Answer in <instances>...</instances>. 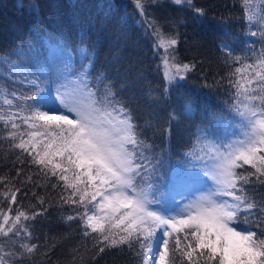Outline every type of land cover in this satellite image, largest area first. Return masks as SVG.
<instances>
[{
	"label": "trees",
	"instance_id": "obj_1",
	"mask_svg": "<svg viewBox=\"0 0 264 264\" xmlns=\"http://www.w3.org/2000/svg\"><path fill=\"white\" fill-rule=\"evenodd\" d=\"M238 1L193 0L190 7L187 0L181 5L173 0H140L145 7L142 15L136 0H0V114L36 103L17 98L29 95L32 85L20 69L29 67V52L41 51L46 58L49 41L57 42L74 50L66 52L70 63L85 69L86 84L93 91L100 94L99 86L106 83L105 89L115 93L114 101L126 105L149 149L182 151L198 127L218 115L222 106H230L227 92L234 88L235 68L243 61L257 62L264 53V34L258 36L256 27H246L245 34L237 37L241 27L235 19ZM157 30L167 39H177L176 47L169 49L171 58L193 66L184 73V80L169 83L163 78V55L152 50ZM234 46L244 51L245 47H258L260 51L251 57ZM19 51L24 54L17 59ZM5 58L10 63H4ZM48 68L49 79L59 77L50 61ZM51 90L53 94L50 90L36 94L37 99L55 95L56 89ZM5 95L13 101L12 107L3 104ZM16 122L22 131H29L20 120ZM10 130V125L6 128L0 121V212H8L10 217L16 215V209L29 216L37 214L35 219H21L30 233L25 242L37 248L16 264H142L141 257L127 246L100 253L96 234L84 237L80 220H67L82 209L61 200L71 189L66 190L57 177L46 176L27 153L12 147L13 141L7 138ZM245 166L240 173L253 171ZM153 185L161 186V182ZM246 187L257 201L264 200V184L254 182ZM17 188L16 202L9 203L10 190ZM166 191L158 200L160 207L176 211L193 196L195 183L173 184ZM239 223L264 232V223L254 219L245 221L243 216ZM12 248L9 238L0 235V255ZM177 264L188 262L178 256Z\"/></svg>",
	"mask_w": 264,
	"mask_h": 264
},
{
	"label": "snow or ice",
	"instance_id": "obj_2",
	"mask_svg": "<svg viewBox=\"0 0 264 264\" xmlns=\"http://www.w3.org/2000/svg\"><path fill=\"white\" fill-rule=\"evenodd\" d=\"M173 2L181 5L183 0ZM187 4L193 6V0ZM136 7L145 14L140 0ZM195 11L203 15L201 9ZM158 43L174 49L178 41L172 37ZM23 54L19 51L17 59ZM4 63H10L9 59ZM171 67L175 72L165 73L169 83L184 80V73L193 66L174 62ZM235 72L244 73L243 80L233 84L240 135L226 145V151L217 150L212 167L204 173L206 183L210 182L207 192L175 215L150 208L155 201L141 184L142 170L146 173L149 168L139 162L147 159L142 151L146 145L131 112L114 101L110 89L100 98L90 85L77 79L57 87L54 98L49 93L38 100L36 93L43 90L32 81V94L17 98L36 103L18 105L19 111L0 114V121L6 128L10 125L7 138L13 141L12 147L27 153L46 176L57 177L66 190L71 189L61 200L84 211L67 220L79 219L84 237L95 233L100 253L127 246L141 257L142 264H177L178 256L188 264H264V232L238 230L242 214L245 221L251 218L264 223V200L257 201L246 187L254 182L264 184V53L256 63L237 67ZM254 83L259 86L252 87ZM3 104L12 107L13 101L5 95ZM57 108L62 114H50ZM17 120L29 131H22ZM245 165L253 171L237 172ZM19 191L10 190L9 203L16 202ZM97 197L100 201L93 203ZM35 215L20 209L14 217L0 212V235L8 237L13 246L0 255V264H16L36 250L37 245L25 242L30 233L21 222Z\"/></svg>",
	"mask_w": 264,
	"mask_h": 264
},
{
	"label": "rangeland",
	"instance_id": "obj_3",
	"mask_svg": "<svg viewBox=\"0 0 264 264\" xmlns=\"http://www.w3.org/2000/svg\"><path fill=\"white\" fill-rule=\"evenodd\" d=\"M236 8L238 13L235 16V19L241 23L237 37L243 36L247 30L246 27L248 26H254L259 29L260 33L258 36L261 37V35L264 34V0H239ZM154 37L152 38V50L157 54L158 52H161L163 55L160 69L162 70L163 78L166 80V72L169 74L175 72V69L171 67L175 61L169 54L170 48L161 47L158 41L163 39L166 43L169 38L167 39L165 35L162 34H159L156 37V40ZM263 41L264 39L262 42ZM234 49L237 52L244 51L237 46H234ZM69 50H73L71 49V46L65 47L60 43L49 41L48 54L46 58H44L45 54L41 51L29 52V67L20 69L21 73L29 78V84H32L29 86V95L32 94V90L35 88L32 81L39 84L40 88L43 90L41 92H47L50 90L51 93V89L57 88L61 84H69L73 80L79 79L86 84V77L84 76L85 69L78 70L71 65L66 53ZM245 50L246 51L244 52L249 53L251 57H254L255 54L260 51V48L251 46V48L245 47ZM49 61L54 75L56 76V71L58 70L60 74L59 77L49 79ZM43 63H45L46 69L41 66ZM254 63L256 62L243 61L237 67L243 69L244 65ZM243 76V72L237 74L234 71L232 84H234L237 79L243 80ZM166 81L168 82V80ZM106 86V83L99 86V91L101 93H97L98 97L102 98L103 94L107 92L105 89L107 88ZM258 86V83H254L252 85V87ZM41 92H37L36 94ZM227 95L228 98L231 99L230 106L226 109L222 106L218 115L208 119L207 124L204 127H198L194 132L195 135L192 138V141L184 150L177 152H168V150H164L163 152L153 151L149 149L147 143H144L146 147H144L142 151L147 159H141L139 162L146 165L151 172L149 174L142 172L144 180L141 181V184L148 190L150 199L155 201V203L150 205L152 210L161 211L158 200L159 198L164 197L167 192L166 189L171 187L173 184L186 185L188 183L198 182V190L193 194L189 201L185 202V205L194 200L198 195L207 192L210 182L206 183L207 177L204 173L212 167L217 150L226 151V145L235 141L240 135L238 123L239 118L236 116L234 111V106L236 105L238 99L236 89L233 88L231 91L227 92ZM52 96L53 98L55 97V95ZM38 106L43 107V105ZM62 112V109L57 108L55 111H50V114H62ZM68 115L71 116L70 113ZM174 152H176V155ZM244 169H246V166L237 169V172H241ZM153 182L157 184L161 182V186L158 185L155 187ZM100 199V197H97V200L93 203H98ZM91 207L92 205H89V208ZM80 210L81 213H83L84 209L82 208ZM164 210H166L165 214L167 215H175V213H171V211H167V209ZM241 217H243V214ZM238 230L257 231L249 226H247V229L241 227L239 222Z\"/></svg>",
	"mask_w": 264,
	"mask_h": 264
}]
</instances>
